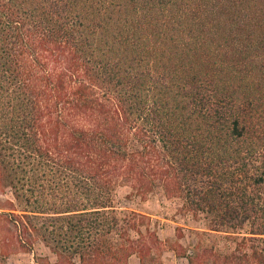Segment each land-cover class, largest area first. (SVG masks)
<instances>
[{
  "label": "trees",
  "instance_id": "16d2710c",
  "mask_svg": "<svg viewBox=\"0 0 264 264\" xmlns=\"http://www.w3.org/2000/svg\"><path fill=\"white\" fill-rule=\"evenodd\" d=\"M123 183L200 222L190 246ZM4 188L38 264H264V0H0Z\"/></svg>",
  "mask_w": 264,
  "mask_h": 264
},
{
  "label": "rangeland",
  "instance_id": "374dc122",
  "mask_svg": "<svg viewBox=\"0 0 264 264\" xmlns=\"http://www.w3.org/2000/svg\"><path fill=\"white\" fill-rule=\"evenodd\" d=\"M129 190L128 184L123 183L116 186L115 200L118 205L148 213L160 239L175 240L176 232L180 231L183 235L177 238L178 242L183 246H190L188 244L194 241V237L189 228L200 226V222L193 220L188 214L179 213L176 209V203L158 192H148L139 196L129 193ZM8 198H11L9 190L7 188L2 189L0 199ZM3 236L4 234L0 233V264H38L35 255H45L49 259L54 258L50 250L39 240L34 242L32 250H23L15 248L10 242L11 239H4ZM5 236L9 237V235ZM157 260L155 263L147 262L146 264H188L184 255L176 254L170 248L162 251ZM129 263L137 264V257L132 254L129 257Z\"/></svg>",
  "mask_w": 264,
  "mask_h": 264
},
{
  "label": "crops",
  "instance_id": "0c3cea01",
  "mask_svg": "<svg viewBox=\"0 0 264 264\" xmlns=\"http://www.w3.org/2000/svg\"><path fill=\"white\" fill-rule=\"evenodd\" d=\"M137 264H138V259H137Z\"/></svg>",
  "mask_w": 264,
  "mask_h": 264
}]
</instances>
